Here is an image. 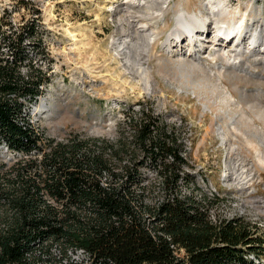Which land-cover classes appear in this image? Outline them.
<instances>
[{"label":"trees","instance_id":"obj_1","mask_svg":"<svg viewBox=\"0 0 264 264\" xmlns=\"http://www.w3.org/2000/svg\"><path fill=\"white\" fill-rule=\"evenodd\" d=\"M2 27L0 151L29 158L11 167L0 160V264H74L73 249L91 264H251V254H264L249 223L212 220L219 199L185 169L178 128L144 107L127 112L115 138H45L24 114L49 82L34 63L38 51L25 47L36 25L15 39ZM147 167L156 181L144 182Z\"/></svg>","mask_w":264,"mask_h":264},{"label":"rangeland","instance_id":"obj_2","mask_svg":"<svg viewBox=\"0 0 264 264\" xmlns=\"http://www.w3.org/2000/svg\"><path fill=\"white\" fill-rule=\"evenodd\" d=\"M178 1L167 0V3L161 4L166 14L159 21V44L146 67L150 72V87L145 84V72L134 69L132 65L125 71L126 60L122 57L115 59L113 48L110 51L107 49L113 38L124 40L127 37L126 31L131 29L129 25L133 16H136L134 20L139 21L145 15V10L137 7L132 9V17H129L126 9L131 6L123 4V0H0V24L12 39L17 38L16 32L20 31L21 26L36 25L37 33L25 40V47L38 51L34 63L49 76L48 85L44 87L38 102L39 105L44 98L46 108L39 112L36 111L37 105L32 111L33 122L45 138L63 141L71 135L84 139L114 137L119 122L127 119V112L135 114L144 107L160 116L163 122L178 128V134L189 148L186 158L190 166L185 169L196 178L201 192L210 197L216 195L219 199L210 211L212 220L241 218L264 242V163L259 161L258 156L264 153V118L262 112H258L260 115L257 117L255 110L250 109L256 102L254 97L264 96V85L261 87L257 82L264 75V65L250 59L257 63L258 68L249 69L253 76L240 73V80L237 77L239 74L226 60V54L235 50V45L221 42L217 47L212 46L210 41L214 37V27L210 23V35L206 39L209 43H205L201 53L197 54L203 57L205 68L216 66V78H220L224 88L234 97L229 101L230 107L217 99V94L210 90L213 88L210 83L207 85V81L202 82V77L201 80L195 79L196 75L191 74L194 69L191 64L195 62L186 57V49L180 52L179 48H173L174 55L163 51L161 43L173 30L178 12L184 10L189 14H198L202 11L206 16L210 11L209 0H183L175 7ZM227 1L230 12L241 6L255 20L264 19V0ZM24 2L28 5H24ZM108 4L117 6L110 17L99 10V6ZM98 17L100 20H97ZM69 32L77 34V39L82 43L75 46ZM185 71L193 75L188 82L190 75ZM22 72L27 73V69L24 68ZM193 90L203 94L201 100L193 94ZM207 97L211 99L214 109L212 114L205 112L202 105ZM211 97L216 98L215 101ZM234 103H241L257 126L250 125V120L241 119L243 113ZM221 109H225V112ZM229 116L232 118L229 119ZM221 119L230 128L235 122L243 130L242 133L235 132V136L227 132L228 141L237 146L235 152L230 146L224 148L221 145L217 132ZM249 138L259 145L257 149L248 143ZM8 155L4 154L3 158L9 165H14L17 159L9 160ZM241 173L244 179L238 178ZM156 177L155 169H144L145 183L149 179L156 181ZM182 190L187 195L192 191L185 186ZM198 195L202 196L200 193ZM262 247L259 253H264V244ZM263 255L257 257L251 254V264H264Z\"/></svg>","mask_w":264,"mask_h":264},{"label":"bare ground","instance_id":"obj_3","mask_svg":"<svg viewBox=\"0 0 264 264\" xmlns=\"http://www.w3.org/2000/svg\"><path fill=\"white\" fill-rule=\"evenodd\" d=\"M165 1L167 0H123V4H129L131 6L126 9V13L129 14V17L133 13L132 9L137 8V7L142 10H145L144 11L145 15L141 16L140 17L141 20L139 21L134 20L136 16L135 17L133 16L132 18L133 21H130L132 22V24L129 25L131 29L129 31H126L127 37L124 40L120 38L119 39L113 38L111 42H109L108 47H107L109 51L110 49L113 48L114 53H115L113 54V57L115 59L118 60L120 59V57H122L124 58V60H126V63L124 65L125 71L127 70L129 65H132L134 69L137 68V70H141L145 72L146 73L145 84H147L148 87H150L151 85L150 83L151 77H150V72H148L149 69L147 70L146 67L149 63L150 56L156 53L154 51L156 50V47L159 44L158 43L159 41H157L158 30L160 29L159 21L162 20V18L166 14L165 13L166 11H164L163 8H161V4L164 3ZM181 1L183 0H179L178 2H176L175 7H177L181 3ZM185 1H189V0H185ZM208 6L210 7V11L208 15L206 16L202 11H200L198 14L197 13L189 14L188 12L184 10L181 12H178L177 15L175 16V26L173 30L168 34L167 38L165 39L163 43H161V45H162L163 51H165L169 55H174L173 48H179L180 52L183 51V49H186L188 53L186 54V57L194 59V62H195L194 64H191L194 68L192 70V73L189 71H185V72H188V76L190 75L189 73H191V74L196 75L195 79L196 78L200 79V77H202L201 78L202 82L207 81L208 83V84L206 83L207 85H209V83L212 85L213 88L212 89L209 88V89L213 90L214 94H217L218 96V97L216 96L217 99L221 100L223 103L227 104L230 107L231 104L229 101L233 99L234 97L231 94V92H227V90L224 88L223 83L220 82L221 81L220 78H216L217 77L215 73L216 66H213L212 68H205L203 64V60H202L203 57H201L198 54L201 53V50L204 48L205 43H209V40L207 42L206 39H209V35H210L209 29H210V23H211L214 27L213 28L214 37L212 38V41H210L211 45L214 47H217L219 46V43L221 42L226 45H232V44L235 45V50H232L226 54L227 62H229V64L231 63L230 64L231 68L236 71V74H239L237 77L238 78L240 77V80H242L240 73L251 76L253 73L249 71V69L251 70V69L258 68L257 63L251 62L252 59L254 61H259V64L264 65V19L255 20L254 16H251L250 13H248L247 11L244 12V10L246 9L243 10L241 6L238 9L236 8L235 11L230 12V10L228 9V7L230 6L228 5L227 0H209ZM82 8H85V6H82ZM116 8L117 6L113 4L112 6H109V4L104 5V6H99L100 12L106 13V15L108 14L109 17L114 15ZM97 20H100V17H98ZM140 21H142V23H139ZM69 35L73 39L75 46H78L82 43L80 40L77 39V34H73L69 32ZM178 66H181V65H178ZM195 67H196V70H195ZM179 68L181 70V67ZM183 73L184 72H182V74ZM263 73H264V70H263ZM191 76L193 77V75H190V78L188 79L185 76V80L187 79L186 82H188V80L190 81ZM243 76L242 78L245 77ZM259 76L260 75H258V77ZM256 79L258 78L256 77ZM262 80L264 81V75L262 76V78L257 80L259 86L261 87L262 85H264L262 83ZM191 81L193 82L194 80H191ZM193 88H194V85H193ZM207 90L208 89H206V91ZM188 91H190V89H188ZM199 92L201 91L199 90ZM202 92H203V89H202ZM193 94H195L196 97H198L199 99L201 95H203V94H198L197 91L195 90H193ZM215 99L212 98V100L214 101ZM254 99L256 100V102L250 107V109H253V111L255 110L254 115L257 117L260 115L258 114V112H262L263 118H264V96L257 95L256 97H254ZM240 104L234 103V105H236L237 108H239V111L243 113V117L241 119L248 120V121L250 120L251 122L249 123L250 125L257 126L254 121V118L249 116L248 113L243 109V105L241 106ZM46 105H47V101L43 98L41 100V103L36 108V111H39V112L42 111L43 108H46ZM202 105L204 107L205 112H210L211 114L213 113L214 109L212 107L211 99L209 97L204 99ZM221 111L225 112V109L224 110L221 109ZM234 111L237 112V110H234ZM233 114H236V113H233ZM231 118L232 117L229 116V119ZM238 118L240 119V117ZM220 123L221 125L217 129V132L221 138V145L224 148L226 146L227 147L230 146L233 152H235L237 146L234 143H232L230 140L228 141L227 132L230 133L231 136H235V132L242 133L243 130L240 129L239 125H237V123L235 122L231 124V128L229 127V124L225 121H222V119ZM248 143L256 149L259 147V145H255L254 142L250 138L248 139ZM258 156H259V161L264 163V153H261ZM233 166L235 167L234 164ZM243 173H246V172L244 171ZM243 173H241L239 177L238 176L237 177L242 179L244 176Z\"/></svg>","mask_w":264,"mask_h":264},{"label":"built area","instance_id":"obj_4","mask_svg":"<svg viewBox=\"0 0 264 264\" xmlns=\"http://www.w3.org/2000/svg\"><path fill=\"white\" fill-rule=\"evenodd\" d=\"M49 1H53V0H49ZM40 100V98H39ZM39 102V101H38ZM38 102H36V104L32 105L30 108H26L24 109V114H28L30 113L32 120L31 122L35 125V123L33 122V116H32V111L35 109V107L38 105ZM37 114V113H36ZM36 126V125H35ZM37 127V126H36ZM38 128V127H37ZM39 130V129H38ZM118 130V127H117ZM116 131V130H115ZM117 135V131L115 132ZM114 137H109V138H115ZM185 144V149H186V153L184 154V156L186 157L187 151L189 150L188 146L186 145V142L182 141ZM9 153V155L7 156L10 159H17V161L15 162V164L17 162H19L22 159H28L29 156H26L22 153H14L8 150V148L5 145L1 146V151H0V160H2L3 162L7 163V165L9 167L13 166V165H9L8 161H5V159L3 158L4 154ZM55 251V250H54ZM57 254L59 253L58 251H55ZM69 257H70V261L73 262L74 264H91L93 259L91 257V255L85 251L84 249H73L69 251ZM62 262L64 264H69V260L64 259L62 260Z\"/></svg>","mask_w":264,"mask_h":264}]
</instances>
